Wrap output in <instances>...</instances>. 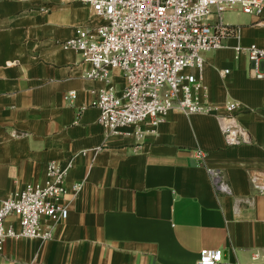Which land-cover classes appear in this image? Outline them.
I'll use <instances>...</instances> for the list:
<instances>
[{
	"label": "crops",
	"instance_id": "obj_1",
	"mask_svg": "<svg viewBox=\"0 0 264 264\" xmlns=\"http://www.w3.org/2000/svg\"><path fill=\"white\" fill-rule=\"evenodd\" d=\"M217 21L214 13L209 22ZM222 22L233 31L224 48L189 71L214 115L173 110L154 134L127 128L114 136L99 125L108 86L86 79L90 65L61 46L102 20L79 0H0V199L47 186L52 163L72 164L68 218L41 221L53 239L7 240L0 264H197L202 250L222 251V264H264V197L251 184L264 173V80L251 79L253 64L236 53L264 49V24L240 10ZM112 86L124 91L120 71ZM231 103L250 145L225 142L218 119ZM208 169L220 171L230 195L218 194ZM7 226L21 230L16 217Z\"/></svg>",
	"mask_w": 264,
	"mask_h": 264
},
{
	"label": "built area",
	"instance_id": "obj_2",
	"mask_svg": "<svg viewBox=\"0 0 264 264\" xmlns=\"http://www.w3.org/2000/svg\"><path fill=\"white\" fill-rule=\"evenodd\" d=\"M29 1V0H18ZM102 20L95 28H79L75 37L62 43L64 49L79 52L90 71L86 79L106 83L97 102L99 125L108 135H119L127 128L137 129L141 138L154 134L173 111L186 116L214 115L210 106L201 103L203 91L200 78L189 73L202 71L203 55L224 48V41L233 32L222 22V16L240 10L264 24V0H79ZM216 13L218 21L210 23ZM253 64L249 77L264 80V49L256 46L236 48ZM120 71L126 87L117 94L112 86V73ZM223 74H228L226 71ZM74 95H70L73 97ZM238 105L227 106V115L219 124L229 147L250 145L253 140L237 122ZM198 157L206 158L204 152ZM72 164L49 165L50 182L45 187L26 186L7 199H0V245L7 240L53 239L52 229L41 230L45 218L58 224L68 218L63 204L68 193L65 179ZM218 194L230 195L231 190L219 170L208 169ZM253 189L264 197V173L251 176ZM75 193L81 186H74ZM16 217L20 232L7 226ZM256 254L254 261L259 260ZM219 250H202L197 264H222Z\"/></svg>",
	"mask_w": 264,
	"mask_h": 264
}]
</instances>
